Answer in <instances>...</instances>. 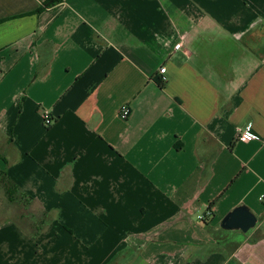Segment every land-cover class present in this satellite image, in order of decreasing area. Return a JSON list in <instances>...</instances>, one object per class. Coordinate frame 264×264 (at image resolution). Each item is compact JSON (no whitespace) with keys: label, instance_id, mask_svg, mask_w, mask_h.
Returning <instances> with one entry per match:
<instances>
[{"label":"crops","instance_id":"crops-1","mask_svg":"<svg viewBox=\"0 0 264 264\" xmlns=\"http://www.w3.org/2000/svg\"><path fill=\"white\" fill-rule=\"evenodd\" d=\"M45 1L0 0V175L39 210L0 261L264 264V0Z\"/></svg>","mask_w":264,"mask_h":264},{"label":"rangeland","instance_id":"rangeland-1","mask_svg":"<svg viewBox=\"0 0 264 264\" xmlns=\"http://www.w3.org/2000/svg\"><path fill=\"white\" fill-rule=\"evenodd\" d=\"M2 180V179H1ZM17 199V198H16ZM23 203L24 201H13L9 202L7 200V196L5 193V188L3 187V184L0 182V227L2 226H8L7 223H10V218L19 222L24 228L29 230L30 232H33L35 230L36 224H34V219L33 221L31 220L34 215H39L38 214V209H34L33 207H30L31 202L27 203V206H25ZM15 223V222H14ZM14 226V225H13ZM12 225H9L10 229ZM16 228V224L14 226ZM16 235L11 236V235H6V241L7 245L12 246L11 248L14 250L17 248V245L14 243V239H16L18 242H23L21 241ZM16 246V247H15ZM8 258L7 254H3L2 247H0V260H5ZM0 264H4L3 261H0Z\"/></svg>","mask_w":264,"mask_h":264},{"label":"built area","instance_id":"built-area-1","mask_svg":"<svg viewBox=\"0 0 264 264\" xmlns=\"http://www.w3.org/2000/svg\"><path fill=\"white\" fill-rule=\"evenodd\" d=\"M179 47H180V43H176L174 45V49H178ZM158 72L160 73L161 81L165 82L166 81V76L164 75L165 72H166L165 66L160 67ZM129 114H130L129 107L127 105H125V104L122 105L120 107V109H119L120 118L126 119L129 116ZM43 122H44L45 126H49L52 123V118L50 117L48 111H44ZM254 137H255V135L251 131V127L250 126L246 127L243 130L238 131V134H237V140L241 141V142H244V143L250 142L252 139H254ZM262 199H263V197H262ZM207 216H208V213H207ZM201 219H205V217L202 216Z\"/></svg>","mask_w":264,"mask_h":264},{"label":"water","instance_id":"water-1","mask_svg":"<svg viewBox=\"0 0 264 264\" xmlns=\"http://www.w3.org/2000/svg\"><path fill=\"white\" fill-rule=\"evenodd\" d=\"M256 218L248 210L244 208L235 209L226 220L228 227H238L242 231H247L254 227Z\"/></svg>","mask_w":264,"mask_h":264},{"label":"trees","instance_id":"trees-1","mask_svg":"<svg viewBox=\"0 0 264 264\" xmlns=\"http://www.w3.org/2000/svg\"><path fill=\"white\" fill-rule=\"evenodd\" d=\"M57 2H59V0H47V1H45L44 2V4H43V6H41V7H38L36 10H35V12H40V11H42L45 7H50V6H52L53 4H55V3H57ZM156 82L158 83V85L160 86V87H163L164 86V82L163 81H161V78L160 77H156ZM2 178H0V179H5V177H4V175H0ZM0 182L2 183L3 181L2 180H0ZM4 185H5V188H6V191H7V196H9V198H10V200L12 199V196H13V193H14V188H13V186L11 185V182L10 183H3ZM12 201V200H11ZM262 203H263V205H264V196H263V199H262ZM208 212H209V210H208ZM206 219H208V217L206 218ZM205 220V219H204Z\"/></svg>","mask_w":264,"mask_h":264}]
</instances>
